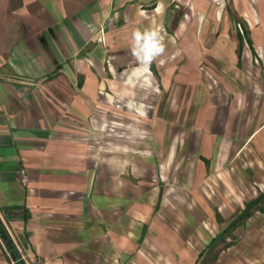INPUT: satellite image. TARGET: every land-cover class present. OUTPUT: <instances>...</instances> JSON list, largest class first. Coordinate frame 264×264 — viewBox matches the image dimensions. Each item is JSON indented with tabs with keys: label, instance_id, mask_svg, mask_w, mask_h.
<instances>
[{
	"label": "crops",
	"instance_id": "0c3cea01",
	"mask_svg": "<svg viewBox=\"0 0 264 264\" xmlns=\"http://www.w3.org/2000/svg\"><path fill=\"white\" fill-rule=\"evenodd\" d=\"M0 220L26 264H264V0H0Z\"/></svg>",
	"mask_w": 264,
	"mask_h": 264
},
{
	"label": "water",
	"instance_id": "95a60500",
	"mask_svg": "<svg viewBox=\"0 0 264 264\" xmlns=\"http://www.w3.org/2000/svg\"><path fill=\"white\" fill-rule=\"evenodd\" d=\"M0 242L2 243L5 251L8 253L12 264H26L20 250L18 249L15 241L10 233L0 220Z\"/></svg>",
	"mask_w": 264,
	"mask_h": 264
},
{
	"label": "clouds",
	"instance_id": "9594fccd",
	"mask_svg": "<svg viewBox=\"0 0 264 264\" xmlns=\"http://www.w3.org/2000/svg\"><path fill=\"white\" fill-rule=\"evenodd\" d=\"M137 39H138V40L140 39L139 35L137 36ZM154 48H155V45L153 44V45L151 46V48L148 49L149 55H148L147 58H149V59L151 58V55H150V54H151L152 49H154Z\"/></svg>",
	"mask_w": 264,
	"mask_h": 264
}]
</instances>
